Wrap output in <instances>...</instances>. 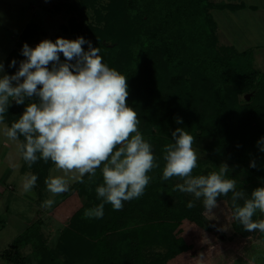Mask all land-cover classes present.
Segmentation results:
<instances>
[{
  "label": "trees",
  "instance_id": "1",
  "mask_svg": "<svg viewBox=\"0 0 264 264\" xmlns=\"http://www.w3.org/2000/svg\"><path fill=\"white\" fill-rule=\"evenodd\" d=\"M95 2L65 4L81 16L86 6L95 7ZM246 6L256 8L244 2L213 0H107L104 11L96 9V18L103 20V25L91 27V44L100 48L103 62L115 61L118 54L131 58L124 72L129 85L127 104L137 112L139 130L151 143L159 167L149 173L152 180L142 197L125 202L120 211L105 204L101 219L83 217L86 209L101 202L95 193L102 182L100 171L93 183L87 175L84 183L75 181L49 210L57 219L67 220L55 247L48 246L40 223L34 220L10 242L12 252L3 250L8 252L4 258L23 259L20 249L29 244L38 264H190L191 257L208 245L205 238H216L220 230L208 218L202 200L187 208L194 197L173 190L182 181L161 179L162 150L173 142L172 132L184 128L195 137L194 144L209 139L203 145L207 152L199 157L193 175H207L226 164L227 177L236 180L237 190L250 196L254 189L264 187V166L260 167L264 145L258 144L264 138V69L254 66L251 49L238 50L219 41L211 12L214 8ZM70 20L76 25L74 17ZM85 45L82 47L87 51ZM15 52L7 57L4 75L18 71L23 55L21 49ZM150 52L157 53L158 62L153 69L141 72L139 60ZM13 60L16 65L10 66ZM252 90L249 99H237L238 94ZM20 116L11 101L4 120L11 126ZM177 118L182 123H177ZM253 161L255 168L250 167ZM51 166V161L39 160L30 168L38 177L40 190L46 187ZM27 168L22 161L21 169ZM73 191L86 192L89 203L76 209L69 203ZM231 195L217 198V203L224 199L230 207L229 238L252 235L261 241L257 250L263 252L264 232H248L232 218ZM253 219H264V214L257 211ZM149 246H161L164 251L147 258L144 249Z\"/></svg>",
  "mask_w": 264,
  "mask_h": 264
},
{
  "label": "clouds",
  "instance_id": "2",
  "mask_svg": "<svg viewBox=\"0 0 264 264\" xmlns=\"http://www.w3.org/2000/svg\"><path fill=\"white\" fill-rule=\"evenodd\" d=\"M84 44H88L87 51ZM22 55L26 59L18 71L0 77V123L11 101L22 105L26 99L38 98L4 128V134L18 142V152L29 168L39 160L51 161L55 170L63 173L45 179L47 191L53 196L66 193L69 180L84 183L86 175L93 183L99 170L102 182L95 193L101 202L84 211L85 219L103 218L105 204L120 211L125 202L142 197L152 180L149 173L159 164L151 143L139 130L137 112L127 104L128 77L104 63L100 48L83 37L57 38L55 42L44 39L35 48L25 43ZM15 65L13 60L10 66ZM3 69L0 63V72ZM177 123L182 120L177 118ZM171 135L173 142L162 150L161 179L182 181L173 190L194 197L186 207L191 209L196 200H202L206 212L211 213L218 207L217 198L231 193L232 218L248 232H264V219H253L257 211L264 214V187L254 189L250 196L237 190L236 180L227 177L226 164L207 175H193L199 159L193 147L195 137L180 127ZM258 144L264 145V138ZM250 167H256L255 161ZM69 173L73 175L69 177ZM37 179L31 172L25 174L22 192L30 193ZM238 201H243L242 205ZM54 204L55 200L45 199L40 207L48 210Z\"/></svg>",
  "mask_w": 264,
  "mask_h": 264
},
{
  "label": "rangeland",
  "instance_id": "3",
  "mask_svg": "<svg viewBox=\"0 0 264 264\" xmlns=\"http://www.w3.org/2000/svg\"><path fill=\"white\" fill-rule=\"evenodd\" d=\"M74 1L75 0H0V63L4 65L3 72H0V77L4 75L7 57L10 52H15L19 49L22 50L25 43L29 47L35 48L36 45L44 39L55 42L57 38L75 40L78 37H83L86 41L92 43L93 30L91 27L103 25V20L98 21L96 18L98 13L96 9L104 11L103 6L106 4L107 0H96L95 7L86 6L81 16L66 8L65 3ZM213 1L237 3L241 0ZM246 1H253L260 10L264 8V0ZM260 1H263V3ZM214 10H216L217 20L222 17V19H226V21L231 20L233 22V28H235L233 31L242 38L241 40H246L250 45H252V43L257 45L253 48V64L257 69L263 70L264 43H259L258 38L262 37L261 21L264 22V19L258 16V11H256L257 13H249L246 16L244 13H240L236 10L233 12H230L228 9L222 11L218 9ZM72 17L75 18L76 25L70 23V18ZM147 33L148 32L143 31L142 34ZM217 34L221 43H227L225 36L220 32L219 28H217ZM85 46H88V44ZM14 54H18V52ZM155 55H157L155 52L145 53L144 57H142L143 59L139 60L141 72L153 69L154 64L158 62V58ZM25 59L26 57L21 56L19 65L20 62ZM130 59L128 54H118L115 61L104 63L125 75V65ZM60 60L61 62L65 61L62 53L60 54ZM49 67H51V65ZM247 93L250 97L254 93V90ZM247 93L238 94L237 99L240 101L249 99L246 98ZM36 100H38V98L33 97L32 101L26 99L25 104H16L18 113L22 115L26 105ZM6 126L10 127L6 120L0 123V187H3V189L0 190V264H38L37 259L33 257V252L31 251L32 247L29 244L20 249V253L24 255V258L19 259L16 257L17 261H8L7 258H4L5 253L8 255V252L3 250L5 248L6 250L8 249L9 243L13 240L21 223H28V220L31 221L32 218L37 217V215H39L37 221L45 232V241L49 247H55L56 241L67 220L57 219L54 215L50 214V209L44 210L40 205L44 199H53L56 204L61 200L64 193L53 196L47 191L46 187L40 190L37 184L30 193L22 192V180L26 173L20 170L21 156L17 149L18 142L9 140L4 134V128ZM20 140L22 141V139ZM208 140L193 145L199 157H202L207 152V149L204 148L203 145ZM260 161L262 162L260 167L264 166V156H262ZM26 170L31 172L30 168ZM50 174L63 175L62 172L55 170L54 164H52L48 170V176ZM68 175L71 177L73 174L69 173ZM74 182L73 180H69V189L73 187L72 185ZM70 194L72 195L69 203H73L76 209L89 203L88 194L86 192L78 194L73 191ZM217 204L218 207L212 209L211 213L207 212V216H209L208 218L218 227L220 232L216 238H205V236H203V239L205 238L208 245L201 249L196 256L191 257L190 264H264V251L257 250L258 246L261 245V241H257L252 235L245 237L233 236V238H229V236H231L230 207L224 199H221ZM30 208L32 211V218ZM37 210H40L39 213H37ZM34 211L36 214H33ZM8 250L11 252L13 251L12 249ZM163 251L164 248L161 246H149L144 249L147 258L156 257L158 253L161 254Z\"/></svg>",
  "mask_w": 264,
  "mask_h": 264
},
{
  "label": "crops",
  "instance_id": "4",
  "mask_svg": "<svg viewBox=\"0 0 264 264\" xmlns=\"http://www.w3.org/2000/svg\"><path fill=\"white\" fill-rule=\"evenodd\" d=\"M216 2V1H215ZM240 2H244L246 5H254V6H256V3H254L253 1H246V0H241ZM261 3H263V1H260ZM264 4V3H263ZM214 9H218V8H214ZM214 9H212L211 10V12H212V14H213V16H214V18L216 19V10H214ZM225 9H228L230 12H233L234 10H236V11H239L240 13H244V15H248L249 13L251 14V13H257L256 11H258V13H259V17L262 19H264V8H262L261 10H260V8L257 6L256 8H251V7H241V8H236V9H234V10H231L230 8H225ZM219 11H222V10H224V9H218ZM216 21H217V25H218V28L220 29V32L221 33H223V35L225 36V39L227 40V43L228 44H232L234 47H236L238 50H245V49H251L252 51H253V56H254V46H257V45H254V43H252V45H250L249 44V42H246V40H241L242 38H240L233 30L235 29V28H233V22L231 21V20H227L226 21V19L224 20V19H222V17L220 18V19H216ZM262 22V25H261V27H262V30H261V32H262V37L260 38H258L259 40V43L261 42V44L262 43H264V22L263 21H261ZM261 22H260V24H261ZM258 37V36H257ZM255 44H257V43H255ZM21 165H22V158H21V163H20V170L23 172V173H29V171L28 170H22L21 169ZM6 173V172H5ZM4 173V174H5ZM1 178V177H0ZM12 187V186H11ZM10 187V188H11ZM3 189V187L1 186L0 187V190H2ZM44 199V198H43ZM45 200V199H44ZM36 211V210H35ZM33 212V214L35 213L36 214V212ZM39 211L40 210H37V213H39ZM30 214H31V218H32V211H31V208H30ZM40 214H41V212H40ZM39 217V215H37V217H34V218H32V220L31 221H29L28 220V223L27 222H22L21 223V225H20V227H18V230H17V233L14 235V238L18 235V234H20L23 230H24V228L27 226V225H29L32 221H34V220H37V218ZM57 221V220H56ZM40 231L42 232L43 231V228H41L40 227ZM45 232L43 231L42 232V235H43V237H44V239H45ZM13 238V237H12ZM13 238V239H14ZM47 243V242H46ZM10 244V243H9ZM5 260V259H4Z\"/></svg>",
  "mask_w": 264,
  "mask_h": 264
},
{
  "label": "water",
  "instance_id": "5",
  "mask_svg": "<svg viewBox=\"0 0 264 264\" xmlns=\"http://www.w3.org/2000/svg\"><path fill=\"white\" fill-rule=\"evenodd\" d=\"M246 98H249V94L248 93L246 94Z\"/></svg>",
  "mask_w": 264,
  "mask_h": 264
}]
</instances>
